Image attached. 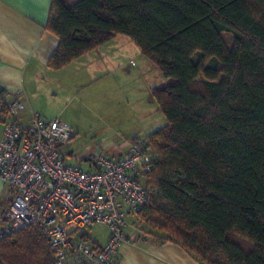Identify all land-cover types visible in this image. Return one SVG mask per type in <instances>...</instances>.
<instances>
[{"label":"trees","instance_id":"1","mask_svg":"<svg viewBox=\"0 0 264 264\" xmlns=\"http://www.w3.org/2000/svg\"><path fill=\"white\" fill-rule=\"evenodd\" d=\"M46 29L50 69L119 35L164 78L152 97L167 123L145 140L154 192L136 218L199 264H264V0H50ZM0 260L52 253L27 226Z\"/></svg>","mask_w":264,"mask_h":264},{"label":"built area","instance_id":"2","mask_svg":"<svg viewBox=\"0 0 264 264\" xmlns=\"http://www.w3.org/2000/svg\"><path fill=\"white\" fill-rule=\"evenodd\" d=\"M0 117V181L7 190L0 206V241L34 226L52 253V264H116L118 249L137 238L127 233L128 218L154 192L146 141L128 143L119 157L87 152L83 161L92 168L84 170L67 164L61 152L73 138L65 122L44 118L18 98L5 102L2 94ZM96 224L108 228L101 245L89 238Z\"/></svg>","mask_w":264,"mask_h":264},{"label":"crops","instance_id":"3","mask_svg":"<svg viewBox=\"0 0 264 264\" xmlns=\"http://www.w3.org/2000/svg\"><path fill=\"white\" fill-rule=\"evenodd\" d=\"M49 11L50 0H0V94L3 100L10 102L18 98L27 109L48 120L56 119V115H140L111 109L109 101L97 104L82 100L83 85L91 84L98 77L95 76L98 69H87L84 75L79 76L80 79L73 73L71 79H65V68H85V60L94 61V50L74 60L68 67L53 70L47 66L58 45V39L46 29ZM117 37L120 36L113 40ZM20 119L26 121V113L20 115ZM131 140L117 147L101 144L100 151L119 157ZM69 143L61 149L65 162L90 170L92 167L87 162L86 167H82L84 154L74 156V150L68 148ZM6 200L7 190L0 181V206ZM159 239L149 238L122 245L115 257L116 264H199L179 246Z\"/></svg>","mask_w":264,"mask_h":264},{"label":"rangeland","instance_id":"4","mask_svg":"<svg viewBox=\"0 0 264 264\" xmlns=\"http://www.w3.org/2000/svg\"><path fill=\"white\" fill-rule=\"evenodd\" d=\"M223 39L230 48L232 38L223 35ZM92 53L93 62H86L83 58L90 66L86 64L85 68L78 70L65 68V79H71L72 73L80 79L79 76L84 75L87 69H98L95 73L98 77L91 84L83 85L82 100L97 104L109 101L112 103L111 109L127 114L137 112L140 115H56L72 130L73 138L68 148L74 150V156L87 152L99 153L101 144L117 147L133 137L146 140L147 136L167 123L152 97V89L160 86L164 78L133 41L120 36ZM86 165V162L82 163V167ZM128 225L127 233L137 235L135 241L162 237V234L150 230L136 216L128 218ZM107 236L108 228L101 224L94 225L89 231V238L99 245L106 241Z\"/></svg>","mask_w":264,"mask_h":264}]
</instances>
